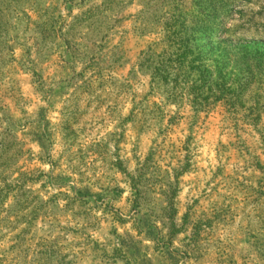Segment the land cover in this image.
Returning <instances> with one entry per match:
<instances>
[{"label":"clouds","instance_id":"1","mask_svg":"<svg viewBox=\"0 0 264 264\" xmlns=\"http://www.w3.org/2000/svg\"><path fill=\"white\" fill-rule=\"evenodd\" d=\"M124 3L125 8L120 17L130 19L108 33L107 40L104 41L107 46L103 52L98 53L97 61L100 56L111 58L113 53L121 54L123 59L110 68H104L100 75H97L101 73L100 68H90L84 79L79 81L80 91H77V87L67 85L63 86V91L57 87L60 94L50 98V107L49 101L36 91L38 85L32 83L33 79L32 91L24 90L22 77L16 75V65L21 62V49L18 45L14 52L8 53L9 56H16V62L9 64L5 69L8 78L0 88L19 89V94L25 100L22 107L33 118L41 107L47 108L53 131L63 119L61 111L65 105L72 104L77 97L82 96L81 123L74 127L78 131L85 125L91 129L90 135H81L79 147L85 151L90 145L102 141L107 143L109 133L120 132L122 129L117 126L133 114L134 108L137 118L142 115L141 107L147 112L155 113L156 119L162 116V127L168 129L165 136L158 137L159 129L156 127L148 134L140 135L133 130V125L129 122L125 126L128 129L125 142L120 144V157L130 161L127 170L132 177L138 175L137 169L143 165L149 149L154 146L152 141L156 140L157 145L162 144V151L156 157L160 169L156 176L160 182L149 186L150 202L142 207L141 215L149 213L152 209L159 211L169 208L167 194H170V189L165 174L172 173L174 168L182 169L185 158L191 155V168L180 175L178 183L175 175H172L171 183L176 187L172 207L176 209L177 227L184 226L185 215L189 216L190 223L187 230L179 232L172 241L170 251L174 253L176 249H180L181 257H177L180 264H221V261L223 264H229L230 260L234 261V264H264V257L255 247L256 240L264 238V111H259L258 123L254 122V114L249 113V109L253 107L260 109L264 106V90L258 93V101H249L243 108L237 105L234 109L224 100L213 99L206 104L203 101L197 102L195 94L188 90L191 85L175 92L157 90L153 93L152 72H143L140 63L144 59L142 53H146L150 46L157 53L163 50L164 46L160 43L164 36L163 27L153 25L154 31L140 35L139 30L144 27L145 17L151 13L146 3L141 0H124ZM52 6H55V0H48V3L43 5L44 8ZM245 7L249 16H252L264 10V0H253ZM61 11L63 13V9ZM63 14L67 16V13ZM75 15L77 12L74 11L73 16ZM115 19L117 17H112L113 22ZM257 19L264 18L258 16ZM10 43L16 44L15 41ZM158 44L160 47H156ZM84 68L85 64L80 63L76 66V71L80 72ZM27 72L30 76L31 71ZM44 81L52 82L47 75L44 76ZM85 81L91 85V94L84 90ZM145 96L148 97L146 101ZM89 101L92 102L90 108ZM101 101L104 103L101 104ZM7 103L15 118L22 121L24 114L16 108L11 99H8ZM137 105L141 107H136ZM212 114H218L219 118ZM173 117L176 118V123L170 124ZM101 119L103 123H100ZM155 123L156 120H153V124ZM31 127L22 129L23 134L18 132L17 135L26 142L24 151L27 153L31 149L35 156L42 151L39 143L33 142L31 136L24 135ZM189 137L193 138L190 143ZM56 139L54 158H58L67 147L60 142L59 136ZM109 148L107 159L115 161L117 158L112 155L116 151L115 144H109ZM134 149H138L135 154ZM70 155L75 157L73 166L80 165L77 147L71 148ZM134 155L139 157V163L134 159ZM68 159L69 156L65 155L61 161L62 167L57 169L55 174L65 172L66 175L79 180V174L69 170ZM93 161L99 169L93 179L114 177L115 183L105 179V184L111 183L112 187L118 184L124 189L123 194L115 200L114 207L119 209L121 217L129 222L121 224L115 213H106L103 208L89 206L82 211L90 214L81 215L79 218H74L71 212H57L56 218L52 215H42L25 234L24 230L29 228L28 223H18L17 214L9 216L7 211H3L0 212V220L4 217L8 219L5 223H0V264H49L47 257L42 256V253L50 252L56 253L51 264H59V258L64 256L73 264H124L122 260L114 258V250L123 248L121 238L128 240L129 237L139 246L140 259L147 258L152 260L153 264H158V257L164 253V249L161 248L160 252H157V241L149 238L146 231L141 234L134 227L136 220L130 219V215L135 216L131 210L136 199L132 179L125 177L119 169L108 171L105 158L92 153H89L86 161L87 167H80L87 177H92L89 169L93 167ZM169 162L172 167H168ZM17 167H20L22 172L35 168L44 172L51 170V165L41 163L39 159L29 163L27 155L19 161ZM19 175L20 173L16 172V176ZM88 183L86 180L80 187ZM29 187L38 189L40 185ZM93 190L100 191L99 188ZM62 191L72 195L70 189ZM52 193L53 189L50 187L49 195ZM44 199L47 200L48 196H44ZM14 203L15 194L9 197L3 207L10 209ZM57 203L62 210L68 201L61 199ZM31 211L32 209L28 208L19 215H27ZM218 213L221 214V219L215 220ZM201 220H214V224L211 228L205 224L200 234L201 250L195 251L197 245L193 244L192 238L195 225ZM156 223L158 227H164L162 222ZM67 229H73L75 232H69ZM163 235L167 240L168 229H164ZM184 251H188L189 258H182ZM133 264H139V261H133Z\"/></svg>","mask_w":264,"mask_h":264},{"label":"rangeland","instance_id":"2","mask_svg":"<svg viewBox=\"0 0 264 264\" xmlns=\"http://www.w3.org/2000/svg\"><path fill=\"white\" fill-rule=\"evenodd\" d=\"M141 2L146 3L151 14L145 17L144 27L139 30L140 35L154 31L153 25H162L164 32L160 42L164 46L163 50L157 53L150 46L146 53H142L144 59L140 63L143 72H152L153 93L157 90L175 92L177 89L188 88L191 85L188 90L195 94L197 102L203 101L206 104L213 99L224 100L233 109L237 105L243 108L249 101L259 100L258 93L264 90V86L261 87L259 82L264 84V76L260 78L258 73L245 75L234 84L228 82V79L222 81L218 76H213L212 80H209L210 76L217 73L218 68L223 67V63L219 62L226 55L233 57L246 54L248 58H255L257 61L262 59L261 66L264 68V19H257L258 16L264 18V10L249 16L245 6L253 0H141ZM47 3L48 0H0V85L8 78L5 69L9 67V64L16 62V56H9L8 53L14 52L18 45L21 49V62L16 65L18 69L16 75L22 77L23 89L31 92V80L33 79L32 83L38 85L36 91L41 93L46 101H49L51 107L50 98L60 94L57 92V87L63 91V86L67 85L77 87V91H80L79 81L84 79L90 68H100L101 73H97L100 75L104 68H110L123 59L119 53H113L111 58L100 56L99 61H97V56L107 46L104 41L107 40L108 33L130 17H120V13L125 8L124 0H55V6L44 8L43 5ZM61 9L63 13H67V16L62 13ZM79 9L84 10L79 11ZM74 11L77 12L75 16H73ZM112 17H117V19L113 22ZM132 40H135L134 30ZM10 41H15L16 44L13 45ZM236 45L238 48L235 47ZM243 47L250 48L244 51ZM80 63L85 64V68L77 72L76 66ZM165 65L169 66L164 67ZM181 65L184 66L181 67ZM170 67H175L176 70L172 68L173 71H171ZM236 67L237 65L232 63L226 71L227 74L233 73L237 78ZM240 68H245V65L241 63ZM27 71H31L30 76ZM46 75L52 81L51 83L44 81ZM57 77L58 80L55 79ZM84 90L91 94V85L88 81H85ZM19 92L17 88L7 90L0 88V212L7 211L9 216L17 214L18 223H28L29 228L24 230L25 234L34 227L35 221L42 215L44 217L52 215L56 218L57 212L63 214L71 212L74 218H79L81 215L90 214L82 211L89 206L96 209L103 208L106 213H115L116 219L121 224L128 223V220L121 217L120 210L114 207L115 200L124 192L118 184L116 187L111 186V183H115V178L105 176L93 179L99 171L95 167V161H93V167L89 169L92 177H87L80 170L81 165L87 167L86 161L89 153L99 154L105 158L108 171L113 168L119 169L125 177L132 179L136 199L133 201L131 210L135 216L130 215V219L136 220L134 227L141 234L146 231L149 238L157 241V252H160L161 248L164 249V253L158 257V264H169V262L180 264L177 258L181 257L180 249H176L174 253L170 249L172 241L179 232L187 230L190 219L188 215H185L184 226L177 227L176 209L172 207L176 187L171 180L174 174L178 183L180 175L191 168V155L185 158L182 169L174 168L172 173L165 174V180L170 189V194H167L169 208L159 211L152 209L144 215H141V209L150 202L149 186L160 182L156 176L160 171L156 157L162 151V144L157 145L156 140L152 141L154 146L149 149L143 165L137 169L136 177H132L127 170L130 161L120 157L122 151L120 144L125 142L128 131L125 126L129 122L132 123L133 130L140 135H146L156 127L159 129L158 137L165 136L168 129L162 127V116L156 119L155 113L147 112L146 109L137 105L136 107H141L140 118L135 115L134 108L133 114L117 126L122 129L120 132L109 133L107 143L102 141L99 144L90 145L85 151L84 148L79 147L81 135H90L91 129L87 125L79 131L74 127L81 123L80 100L83 99L82 96L77 97L72 104L65 105L61 111L63 119L53 131L52 122L48 119V109L41 107L34 114L35 118L29 116L22 107L25 100ZM8 99H11L16 108L24 114L25 118L22 121L17 120L12 114L7 103ZM144 99L146 101L148 97L145 96ZM91 103V101L88 102L89 108ZM103 103L101 101V104ZM259 111H264V106L260 109L255 107L249 109V113L254 114L256 123L260 120ZM212 115L219 118L218 114ZM153 120H156L155 124ZM100 123H103V119ZM169 123L175 124L176 118L173 117ZM29 126H32L30 131L24 135L31 136L33 142H38L42 149L35 156L31 149L27 153L24 151L26 142L17 135L18 132L23 134L22 129L29 128ZM57 136L60 142L67 147L58 158H54ZM192 139L189 137V143ZM109 144L116 146L115 153H112L117 158L115 161L107 159L110 153ZM72 147L78 148L80 165L73 166L75 157L70 155ZM137 150H133L134 154ZM26 155L29 163L34 159H39L41 163L51 165V170L44 172L40 168H35L22 172L17 165ZM65 155L69 156V170L78 173L79 180L66 175L65 172L55 174L57 169L62 167L61 161ZM134 159L139 163L138 156L134 155ZM168 167H172L171 162ZM16 172L20 175L16 176ZM105 179L110 180L111 183L106 185ZM86 180L89 183L80 187L81 184H85ZM37 184L40 185L38 189L29 187V185ZM50 187L53 189L51 195H49ZM94 188H99L100 191H94ZM63 189H70L72 195L62 191ZM13 194H15L14 205L10 209H4V204ZM44 196H48V199L45 200ZM61 199L68 201L62 210L57 203ZM28 208L32 209L30 213L19 215ZM7 219L8 217H4L0 223H5ZM220 219L221 214L218 213L215 220ZM156 221L162 222L164 227H158ZM205 224L211 228L214 220H201L196 223L192 238L193 244L197 245L195 251L201 250L200 234ZM164 229H168L167 240L163 235ZM67 231L75 232L73 229H67ZM113 234H115V229H113ZM121 244L123 248L114 250L115 259L122 260L124 264H133V261L137 260L139 264H153L150 259H140L141 250L131 237L128 240L121 238ZM255 247L264 257V238L257 239ZM42 256L47 257L51 264L56 253H42ZM182 258H189L188 251L183 252ZM59 264H73V262L64 256L59 258ZM221 264H223L222 261ZM229 264H234V261L230 260Z\"/></svg>","mask_w":264,"mask_h":264},{"label":"trees","instance_id":"3","mask_svg":"<svg viewBox=\"0 0 264 264\" xmlns=\"http://www.w3.org/2000/svg\"><path fill=\"white\" fill-rule=\"evenodd\" d=\"M235 47L238 48L237 45ZM249 48L250 47H243L242 50L248 51ZM220 60H221V62H219V63H223V67L218 68L217 73H215V75L213 74L212 76H210L209 80H212L211 78H213V76H218V78L221 79L222 81H225L226 79H228V82H232L231 84H234V82L237 83V80H241L243 76L245 77V75L250 76L253 73H258L260 78H261V76H264V68H262V66H261L262 65V59H258V61H257L255 58H248L246 56V54H244L241 56H233V57H231L230 55H228V56L226 55V56H223ZM232 63L237 65V67H236L238 70L237 78H235L233 73L227 74V72H226L228 67ZM241 63L245 65V68H240ZM167 66H169V65H165L164 67H167ZM183 66L184 65H181V67H183ZM172 68L173 67H170L169 70H171V71H173V69L176 70L175 67L173 69ZM229 76H232V77H229ZM259 85L260 86L262 85L261 87L264 86V84H261V82H259Z\"/></svg>","mask_w":264,"mask_h":264}]
</instances>
